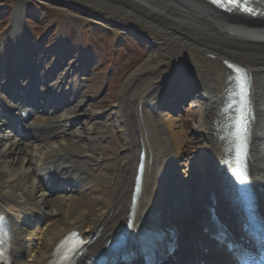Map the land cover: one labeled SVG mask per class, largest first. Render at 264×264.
Listing matches in <instances>:
<instances>
[{"label":"bare ground","instance_id":"bare-ground-1","mask_svg":"<svg viewBox=\"0 0 264 264\" xmlns=\"http://www.w3.org/2000/svg\"><path fill=\"white\" fill-rule=\"evenodd\" d=\"M55 1L67 6L73 19L90 13L132 26L150 37L154 48L123 80V86L136 82L139 91L113 107L112 115L122 122L124 153L116 174L105 180L94 173L100 163L94 143L101 138L94 122L103 112L91 111L88 123L79 122V126L75 116L81 99H67L74 87L67 88L60 80L47 82L64 53L44 72H37L33 64L45 56L31 59L22 49L20 34L11 36L9 57L4 60L7 65L2 63L0 68V225L7 223L11 231L6 263L49 264L52 256L50 264H60L58 244L71 231L85 241L83 257L124 237V226L131 217L128 238L163 222L176 228L167 248L175 250L164 264H200L202 257L206 264H228L208 235L214 229L208 225L209 214L203 215L214 207L210 201L214 197L222 223L228 224L229 231L239 227L232 166L225 161L230 153L229 119L221 110L231 83L226 62H231L242 67L250 80L253 118L246 163L264 219V0H247L249 9L240 5L223 8L209 0H150L148 6L136 0ZM20 5L14 10L12 26L18 24L15 16L22 13ZM26 68L29 73L23 71ZM32 72L35 75L30 80ZM192 87L204 96L196 129L206 136L198 161L200 185L193 196L181 191L185 179L177 182L173 178L179 146L176 143L171 150L162 146L169 121L161 115L170 96L176 94L180 99L185 88ZM40 110H46L40 113L45 117L32 121L22 117V113ZM13 119L23 132H32L28 139L10 134L15 129ZM141 149L142 178L130 207ZM47 182L60 186L61 194L48 195ZM179 211L185 216L180 217ZM261 222L257 224L264 229ZM151 230L137 239L150 241Z\"/></svg>","mask_w":264,"mask_h":264},{"label":"rangeland","instance_id":"rangeland-1","mask_svg":"<svg viewBox=\"0 0 264 264\" xmlns=\"http://www.w3.org/2000/svg\"><path fill=\"white\" fill-rule=\"evenodd\" d=\"M136 1L150 5V0ZM19 5L22 13L15 16L18 24L14 29L8 28ZM17 34H20L22 49L30 54L31 59L45 56L42 60L37 58L39 60L33 64L38 72H44L54 64L58 55L64 53V60L50 81L60 80L67 88L74 87L69 101L74 102L78 96L81 99L79 114L75 116L78 125L79 122L88 123L87 115L91 111L103 112L94 122L96 133L101 137L94 143V153L100 161L94 173L105 180L113 178L124 153V136L119 127L122 122L112 115L113 107L123 98L136 97L139 91L136 82L123 86V80L151 55L154 48L152 39L132 26L103 20L90 13H82L73 19L70 9L55 0H0V68L2 63L7 65L4 60L9 57L10 39ZM80 50L83 53L82 65L77 61ZM201 93L200 89L191 91V95L174 111L166 107L161 109L162 117L169 121L165 125L162 146L169 150L176 147V143L179 146L174 158L177 169L173 178L177 182L185 179L187 186H182L181 191L191 196L197 193L200 185L199 153L206 140V136L196 129L204 103ZM38 116L34 112L28 121ZM30 133L17 135L28 139ZM10 134L13 135V131ZM133 138L135 141L136 136ZM129 147L133 149V142ZM184 171L187 173L183 174ZM182 213H179L180 217L185 216Z\"/></svg>","mask_w":264,"mask_h":264},{"label":"snow or ice","instance_id":"snow-or-ice-1","mask_svg":"<svg viewBox=\"0 0 264 264\" xmlns=\"http://www.w3.org/2000/svg\"><path fill=\"white\" fill-rule=\"evenodd\" d=\"M214 3H220V0H213ZM229 3H235L236 0H228ZM231 67V65H230ZM236 71H240L239 69H236ZM243 145H238L237 149H236V159L239 160L241 158V156L243 155ZM234 175L237 179V181L240 184H246L248 182V176L246 174L245 171H243L242 169H240L239 167L236 168ZM129 227H132L131 223H129ZM73 237H75V239L77 240V243H75L71 250H70V254L65 256L63 258V260L60 262V264H73V256L79 251L80 247L83 245V243H85V241H83L82 237H79L78 234L73 233L72 234ZM218 238L224 242L226 244V246L230 249V250H235V246L234 244L227 240V237L225 236V234L223 232L218 234ZM4 256V250L2 247V241H0V260L3 259Z\"/></svg>","mask_w":264,"mask_h":264}]
</instances>
